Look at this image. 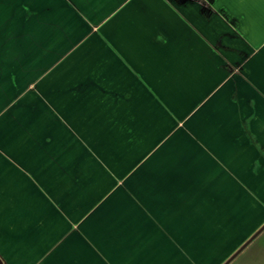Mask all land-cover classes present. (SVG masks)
Masks as SVG:
<instances>
[{"label": "crops", "instance_id": "1", "mask_svg": "<svg viewBox=\"0 0 264 264\" xmlns=\"http://www.w3.org/2000/svg\"><path fill=\"white\" fill-rule=\"evenodd\" d=\"M211 166L262 195L264 0H0L5 264L152 260Z\"/></svg>", "mask_w": 264, "mask_h": 264}, {"label": "rangeland", "instance_id": "2", "mask_svg": "<svg viewBox=\"0 0 264 264\" xmlns=\"http://www.w3.org/2000/svg\"><path fill=\"white\" fill-rule=\"evenodd\" d=\"M180 135L182 134L178 137ZM174 153L176 155L177 151L175 150ZM174 153H168V156ZM179 161L177 159L175 164L177 170L184 168L177 167ZM197 161L194 162L198 170L201 166ZM165 167L166 165L161 164L160 170ZM209 169L210 173L207 176L215 181L210 178L205 180L206 174L200 173L202 180L198 181L206 187L201 194L191 191L190 197H178L175 212L171 211L172 218H169L176 222L175 227L161 228L159 233L158 230H151V233L154 232V237L165 236L169 244L162 243L155 246L158 251L156 258L149 260L146 254V258L139 260L138 264H223L264 224V183L260 182V185H257L259 189H256L262 195H253L257 192H253L254 183L245 178V173L240 174L241 189L238 192L233 190L234 185H231L229 180L220 179L221 182H218L213 176L214 168L211 166ZM216 175L221 177L217 172ZM196 178L198 175L194 173L193 179ZM194 182L196 181H187L185 184L187 186L193 183L191 187L193 190L196 184ZM216 182L221 184L224 193L230 192L231 195H207L218 188ZM144 231L146 233L148 230ZM230 264H264V231Z\"/></svg>", "mask_w": 264, "mask_h": 264}, {"label": "water", "instance_id": "3", "mask_svg": "<svg viewBox=\"0 0 264 264\" xmlns=\"http://www.w3.org/2000/svg\"><path fill=\"white\" fill-rule=\"evenodd\" d=\"M264 231V224L258 228L223 264H230L252 241ZM0 264H5L0 256Z\"/></svg>", "mask_w": 264, "mask_h": 264}]
</instances>
